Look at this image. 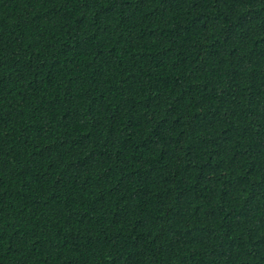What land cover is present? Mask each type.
<instances>
[{
	"label": "trees",
	"instance_id": "1",
	"mask_svg": "<svg viewBox=\"0 0 264 264\" xmlns=\"http://www.w3.org/2000/svg\"><path fill=\"white\" fill-rule=\"evenodd\" d=\"M0 264H264V0H0Z\"/></svg>",
	"mask_w": 264,
	"mask_h": 264
}]
</instances>
